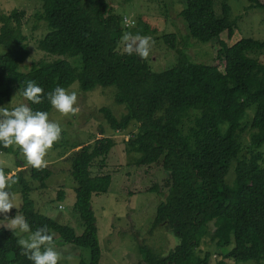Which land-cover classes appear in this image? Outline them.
Wrapping results in <instances>:
<instances>
[{
	"label": "trees",
	"instance_id": "16d2710c",
	"mask_svg": "<svg viewBox=\"0 0 264 264\" xmlns=\"http://www.w3.org/2000/svg\"><path fill=\"white\" fill-rule=\"evenodd\" d=\"M212 1L185 0L178 16L188 37L200 42L216 39L219 47L214 63H191L177 51L175 66L159 73H153L135 53L119 50L123 17L112 13L104 0H40L37 17L44 20L48 30L38 48L60 58L40 61L30 71L20 73L18 66L29 56L27 38L21 30L23 11L13 8L0 13V44L4 48L0 55L1 99H9V86L15 85L22 95L26 82L35 81L44 89L43 102L33 104L22 97L34 111L50 113L47 94L57 86L67 89L76 81L82 93L112 87L113 102L125 105L127 113L116 117L104 107L98 112L111 130L127 129L134 123L135 131L127 144L128 151L137 154L135 164H158L166 171L163 186L167 192L156 208L153 226L165 225L177 243L165 256L141 247L145 264H209L210 253L204 248L207 242L216 243L222 250L233 246L213 264L264 261V159L258 151L264 146V64L251 58L264 48V39L242 37L228 45L220 35H233L230 8L222 2L218 17ZM247 1L249 7L264 10V0ZM152 31L145 23L133 35ZM160 38L168 48L176 44L172 33ZM249 51L254 53L247 56ZM76 56L80 61L77 72L65 60ZM251 107L247 156L243 154L242 134L247 128L243 121ZM98 131L100 136L91 144L79 143L68 159L75 184L72 210L82 228L79 234L36 210L29 185L17 175L20 214L32 231L47 226L63 243L87 249V261L79 259L77 264H98L100 259L90 197L107 190L110 176L91 173L90 167L94 161L97 167H104L113 141L100 128ZM9 151L11 147L0 144L1 153ZM231 170L233 178L227 182ZM29 173L40 188L51 175L49 168L31 166ZM156 189L154 185L149 190ZM60 197L59 191L57 199ZM0 264H33L23 255L13 232L3 227Z\"/></svg>",
	"mask_w": 264,
	"mask_h": 264
},
{
	"label": "rangeland",
	"instance_id": "374dc122",
	"mask_svg": "<svg viewBox=\"0 0 264 264\" xmlns=\"http://www.w3.org/2000/svg\"><path fill=\"white\" fill-rule=\"evenodd\" d=\"M104 1L112 13L122 17L126 16L133 21L134 26H126L123 20L124 34L131 33L133 35V32L145 23L149 28L154 29L148 34L141 35L151 37L154 42L150 56L143 60L153 73H159L175 66L177 51L183 53L191 63L206 65L214 63L216 50L219 47L216 39L200 42L188 37L185 23L178 16L185 0ZM222 2L229 6L228 18L235 24L232 37L228 38L226 32H223L220 35L222 40L231 45L242 37L264 39V10L262 8L249 7L247 0H213V13L218 17L222 15ZM13 8L23 11L21 30L27 38L25 43L29 50V56L18 66L17 71L25 73L40 61L50 62L59 59V56L49 55L38 48L39 40L48 30L44 20L37 17L41 11L40 0H0V13H8ZM164 33H172L176 36V44L173 48H168L161 40L160 37ZM124 49L125 43L122 39L119 42V50L123 51ZM3 51L4 48L0 44V55ZM251 53L254 52L249 51L246 55L249 56ZM251 58L258 59L260 63L264 64V48L259 51V55L255 52ZM65 60L76 72L80 70L79 56ZM9 90V99L5 101L0 98V107H7L11 110L22 103L27 104L15 85L9 86ZM66 90L69 93L77 94V105L80 111L75 116H64L52 107L49 113V119L59 123L62 133L59 142L54 144L45 157L48 161L46 168L51 171V175L45 181V187L40 188L38 181L30 177V166L18 147H11V151L7 153L0 152V166L6 168L8 173L19 175L20 179L22 178V181L29 185V195L36 210L59 223L71 226L76 234H79L82 228L77 214L72 210L75 184L69 173L68 159L78 150L79 143L91 144L93 139L100 136L98 131L100 128L103 135L112 139L113 146L104 159V167H97V161H94L90 167L91 173H104L110 176L107 190L104 193L92 194L90 197V207L95 219L100 248L98 264H145L143 255L139 251L141 247H147L155 254L165 256L176 246L177 238L165 225L153 226V220L156 208L164 200L167 192V188L163 186L167 178L166 171L158 164L149 166L135 164L137 154L129 152L127 144L128 139L133 136L135 131L134 123V125L130 124L127 129L111 130L98 112V109L104 107L116 117L124 116L127 113L125 105L113 102L115 89L96 87L89 92L82 93L78 90L75 81ZM1 91L3 89H0ZM253 111L254 107L249 108L243 121L247 125L242 134L243 154L247 156L251 131L248 125ZM258 151L262 153L264 159V146L259 147ZM232 178L231 170L227 175V182H231ZM154 185H157V189L149 190ZM10 191L15 194V203L18 205V209L13 208L7 214L8 219L20 214L18 183L13 185ZM59 191L61 197L57 199ZM7 223L5 215L0 214V227L6 228L3 224ZM13 234L18 240L27 238L29 235V233H22L19 230L14 231ZM52 234L55 237L57 249L65 250V256H73L72 261L63 259L60 261L61 264H77L79 259L87 261V249L67 245L54 231ZM201 246L204 247L203 243ZM232 247L231 245L222 250L214 242L205 243L204 248L210 253L209 264H213L214 260H217ZM8 259H12L10 254ZM233 264H264V261Z\"/></svg>",
	"mask_w": 264,
	"mask_h": 264
},
{
	"label": "clouds",
	"instance_id": "9594fccd",
	"mask_svg": "<svg viewBox=\"0 0 264 264\" xmlns=\"http://www.w3.org/2000/svg\"><path fill=\"white\" fill-rule=\"evenodd\" d=\"M124 18V17H123ZM125 23H128L127 19ZM134 26V24L129 25ZM125 43V51L128 55L135 53L141 59L146 60L151 53L153 41L149 36L132 35L125 33L122 37ZM23 97L33 104H41L44 98V89L35 81H27L22 92ZM51 106L64 116H75L80 109L77 105V94L69 93L65 88L57 86L54 91L47 94ZM62 128L59 123L49 119L47 111H34L27 104H20L9 110L0 107V144L4 148L18 147L27 164L34 169L42 170L48 166L45 159L54 144L61 139ZM18 183L15 173L6 174L0 166V214L8 220L4 227L13 232L19 230L29 233L27 238L18 240V245L33 264H60L66 259L73 260L72 255H64L65 250H58L47 226L32 231L30 224L22 214H16L8 219L7 214L13 208L18 209L15 203V194L10 191L11 187Z\"/></svg>",
	"mask_w": 264,
	"mask_h": 264
},
{
	"label": "built area",
	"instance_id": "2783aa9c",
	"mask_svg": "<svg viewBox=\"0 0 264 264\" xmlns=\"http://www.w3.org/2000/svg\"><path fill=\"white\" fill-rule=\"evenodd\" d=\"M126 19H127V21H128V23H125L126 26H129L130 24L133 23V21H131V20H130L129 18H127L126 16L123 18L124 22H125Z\"/></svg>",
	"mask_w": 264,
	"mask_h": 264
}]
</instances>
